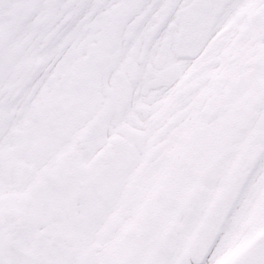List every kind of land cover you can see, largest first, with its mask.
I'll return each mask as SVG.
<instances>
[{
	"label": "snow or ice",
	"instance_id": "1",
	"mask_svg": "<svg viewBox=\"0 0 264 264\" xmlns=\"http://www.w3.org/2000/svg\"><path fill=\"white\" fill-rule=\"evenodd\" d=\"M0 264H264V0H0Z\"/></svg>",
	"mask_w": 264,
	"mask_h": 264
}]
</instances>
